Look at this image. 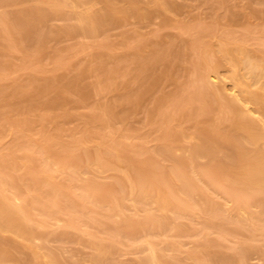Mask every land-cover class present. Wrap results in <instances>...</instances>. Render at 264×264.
I'll return each instance as SVG.
<instances>
[{
  "label": "bare ground",
  "instance_id": "obj_1",
  "mask_svg": "<svg viewBox=\"0 0 264 264\" xmlns=\"http://www.w3.org/2000/svg\"><path fill=\"white\" fill-rule=\"evenodd\" d=\"M24 1L29 2V0ZM36 2L41 5H34L33 1V5L26 6L23 9L21 7L18 15L13 20L9 19L8 13L10 12L6 11V13L4 8L3 12L0 10V22L9 25L10 34L8 35H10L11 40L8 44H11V41L14 43L11 48L14 47L13 45H15L14 48H17V44L23 39L26 40L30 36L29 34H32L31 31L40 26L43 16L55 17L56 15L63 17L65 15L67 19L73 17L76 21L73 19L72 24L69 22L67 27H63L65 31H80V34H84L85 37L91 36L89 38L91 39L92 36H98L107 24H114L118 21L120 23L121 18L123 20L128 18L129 20V17H134V15L135 17L137 15L138 18L139 15L148 16L153 11V7H155V11L162 12L160 16H163V12H165L166 20L169 18L171 21L166 22L173 23L176 14L173 16L172 21V17L166 13H174V10L180 9V5L175 3L174 0H38ZM99 3L101 5L98 6ZM30 4H32V1ZM45 17L44 20L47 19ZM141 18L146 19L140 17V20ZM221 18L220 16L217 20H221ZM181 21L177 18V23L174 22L175 25H169H174V27L178 25L179 27V24H181V28L179 27L181 33H185L184 31L190 33L192 39H187L186 44L189 42L187 46L193 52V59L191 60L188 55V61H186L188 63L192 61V63L186 66L189 69V72L187 69L188 74L182 75L186 81L182 80V77H178L180 80L176 78L174 68L167 66V68H172L170 74L173 71L171 76L168 73L170 78L175 76L174 78L179 82L181 80L184 82H180V84L177 81L175 83L176 80L174 82V79L170 80L169 76L164 74L170 81L174 82V85L179 84L180 88L176 89L178 92L174 91L175 94L177 93L176 97L173 92L174 98L169 99L170 102L166 100L168 105L164 102L167 108L164 107V110L159 113L158 119L155 120L158 122L157 130H154L155 134L158 132L157 136L153 137L154 133L146 135L141 133L142 136L141 134L140 136L138 134L134 136L135 134H131L130 123L129 125L116 127L114 121L118 116L113 111H116L115 109L119 103L116 102L117 104L114 105L115 101L108 99L111 104L108 103V100V102L103 100L104 103H102L103 101L96 102L99 104L93 105L95 109L97 107L96 113L93 112V108V113L91 112L93 116L91 118L86 116L88 118L87 123L84 121L82 124L86 123L85 127L82 128L79 125L82 128L79 129L78 124L75 125L78 129H73L75 131L72 130V134L70 132H67L69 135L62 134L60 132L62 130L61 125V129L57 134H53L56 132L53 131L52 133L51 128L46 129V127L38 132L36 129H31L35 131L27 132V135H29V137L26 136V139L29 138V141L25 140L27 143L23 141L22 144H18L19 142L17 143L16 139L17 145L15 147L12 145L5 146L6 143L4 147L2 146L0 151V264H82L81 261L75 263L73 260L65 259L66 257L64 256V258L63 255L66 251H60L62 246H60V249L58 246L53 248L48 242L53 236L63 240L64 238L70 240V236H73L74 239L80 236L77 240L82 243L80 238L83 239L82 236L85 237L86 234L90 238L85 237L84 241L86 243L84 244L94 246L93 250L96 249L95 254L93 251L94 261L98 262L110 256V258L116 257L115 253L118 252L116 246L119 243H126L125 240L123 242L122 237L124 236L122 235H125L126 239L130 238L134 241L132 243L129 240L131 245L135 244L137 248H141L143 253L146 252L141 255V260L138 261H144L143 264L145 262L149 264H249V258L253 252H259L262 255L261 252H264L263 244L256 242L259 237L256 235L258 233L264 234V49L251 47L250 40L252 39H250L249 34H246L251 30L253 31V29H249L251 27L246 28L248 29V32L245 31L246 33L240 31L237 34L235 31V34L231 30L220 32L217 26L210 22L208 23L215 27L203 24L204 22L202 23L200 20L202 24L198 21L195 24L189 22L184 24L185 22ZM188 23L191 25H188ZM259 25L258 30L264 33L261 23ZM110 27L112 26L110 25ZM4 28L0 29V33ZM16 28L17 31H15ZM57 29L55 28L56 31H58ZM18 30L22 32V40L17 37L18 34L16 35ZM4 31L6 33L8 30L5 29ZM158 32L157 30L156 33ZM239 33H242V36ZM156 35L160 36V34ZM168 35L170 37L169 33ZM81 36L83 37V35ZM159 36L157 37L159 38ZM123 37H125L124 34ZM158 38L154 40L157 42ZM89 39H87L88 45L84 44V46H92L96 42L94 37L90 42ZM142 39L144 40V38ZM136 40L138 41L139 38L137 37ZM135 41L133 44L136 43ZM139 41L135 44L137 48L142 46ZM101 42L103 46L107 45V43L106 45L103 44V40ZM258 43L263 46L264 39L261 38ZM147 44L151 49L153 43ZM147 44L144 41L143 46L146 48ZM78 45L80 46L82 43ZM131 45L132 40L127 45L132 51ZM94 46L96 45L94 44ZM3 47L7 48L4 45ZM74 47L76 48V46ZM75 48L74 51L77 49ZM169 48L163 50L167 53L166 50L169 49L170 56H176L177 54L175 55L171 51H176L177 48ZM41 49L43 50V48ZM185 49L187 53L188 48ZM7 50L13 49L7 48ZM78 50H76L77 53ZM129 51L126 52L127 56L129 59H133L132 55V58H130V54H133V52L129 54ZM159 51L161 50H158V53H156L157 51L155 53L150 51L151 56L154 54L156 59L149 56V60H153L151 61L152 64L158 60L156 57L160 54V58L163 56L164 52ZM140 52L138 51V53ZM39 53L37 52V54ZM126 53H124L125 58L127 57ZM175 53H178V50ZM97 55L96 57H99V53ZM142 55L140 54V58H138L139 54L136 57L144 62L143 57L147 55ZM178 55L177 59L181 57ZM92 56L89 61L95 60ZM118 56L120 57V55ZM118 56L116 55V57ZM167 56H169V53L163 56V59H166ZM173 57H170L172 58L171 61L175 60ZM138 61L140 62V60ZM149 64L150 62L147 60L146 65L149 66ZM91 65L90 69L94 68L93 64ZM139 65H137L138 68ZM146 65L143 67L144 70L150 67ZM0 67L6 68L8 66L0 64ZM145 67L147 68L145 69ZM131 68L136 70L134 66H131ZM161 70L160 73L157 72L160 75L163 71ZM106 71L108 77H114L113 73V77L108 74V69ZM127 72L123 74L126 75ZM184 72L186 71L184 70ZM102 73L104 75V69ZM116 74V77H118L117 71ZM154 75H151L150 78H153ZM156 76L149 79L152 84L155 83L157 86L163 82L160 80H164V78L160 76L157 79ZM165 79L167 81V78ZM106 83L102 82L100 87L103 85L106 88ZM51 85V88L57 86ZM35 86L37 87V85ZM110 87V90L112 87L113 89L116 88L115 84ZM150 88L152 87L148 86L146 88L147 92ZM99 89L96 88L97 93ZM106 89L104 91H108ZM145 92V90H138L136 94L133 92L134 95H128V99L141 107V100L144 98ZM166 92L168 91L166 90ZM79 93L83 94V92ZM129 93L131 94V92ZM62 98L59 99L62 100ZM58 100L55 101L54 99L52 102L47 100L50 102L47 104H50V108L52 107L50 112H53L55 107L60 109V100L59 102ZM54 101L59 105L51 106V104L54 105ZM122 101H125V99ZM158 103L154 104L156 105L155 108L159 107ZM45 104L44 102L43 105ZM32 108L30 109L32 110ZM65 108H67L66 105L60 112L63 113L62 110ZM153 108L150 107V109ZM30 109L25 108L28 113L27 117L30 116V112H28ZM132 109L135 110V107ZM25 110L20 113H25ZM45 111L48 112V110ZM0 112L4 116L5 111ZM68 114L70 113L68 112ZM10 115L7 112L6 121L9 120L8 118L13 119ZM51 116L53 119V115ZM27 117L25 119L27 121L29 119V122H31L32 117ZM1 118L0 116V120ZM122 118L126 122L129 121L128 116L124 115ZM15 119L17 118L15 117ZM15 119L13 120L15 121ZM21 119L13 127L23 129L28 126L27 128H30L32 122L24 125L26 120L23 121L25 122L23 124ZM4 120L2 118V121ZM190 120L193 121V127H190L192 130L188 131L187 125ZM42 121L47 124L46 121H51L50 115H43ZM42 121L40 120V122ZM155 121L152 122L154 125H156ZM92 124H97L96 129V126H94L95 131L97 129L98 131L101 130L100 127H102L100 133L96 131V135L91 134L90 127ZM40 125L42 127V124ZM154 125L152 127H156ZM57 126H54L53 130L58 129ZM129 130L131 131L129 132ZM16 136L15 138H20L18 141H22L21 138L25 137L24 134ZM15 138L13 136V139ZM151 138L160 141L152 144L150 142ZM19 150L22 151L20 153H24L19 154ZM18 157L22 158V161ZM167 159L171 161L169 165ZM110 170H113L112 175H108L110 178L106 179L104 177L106 180H102L99 177L98 173ZM83 174H86L85 177ZM76 178H82L83 180L74 181ZM74 182L79 183L80 186ZM76 185L79 186V189ZM24 187H26V190ZM63 210L67 211L68 216L65 220V216L62 217L65 223L60 226L65 227L66 225L68 228L80 229L84 231V234H77L74 237L75 233L72 234L73 231L71 232L68 229V232L71 233L69 235L70 233L65 230L66 227L64 229L66 232L61 231L60 233H57L58 230L56 229L51 228L50 231L45 229L46 227L49 228L50 225H55L56 222L52 223V221L58 218L60 211ZM181 217L190 218L189 220L196 224L197 227H193L194 230L189 224V227H187L192 229L193 234L198 232L210 234L218 231V235L225 238L228 233L232 232L231 225L234 222H236L234 223L236 224L235 227L244 226L254 234L238 241L239 255L237 256L216 250L214 245L218 243L211 237H205L203 242L201 241V243L189 247L185 255L180 256L175 250L182 246L183 242L173 236L180 235L185 230L186 222L183 223ZM231 221L233 223L230 225ZM91 224L93 226L101 225V229L103 228L101 234L98 232L100 228L95 227L94 229ZM103 224L107 225L108 228H104L106 226H103ZM234 230L236 229L233 226ZM61 233L63 235H59ZM102 233L106 235L103 234L104 236H102ZM165 234L172 237H164ZM157 236L159 238L156 239ZM246 242L247 245H244ZM63 249L65 250L64 246ZM113 253L114 256H112ZM113 259L112 263L117 258ZM115 263L117 264V261Z\"/></svg>",
  "mask_w": 264,
  "mask_h": 264
},
{
  "label": "rangeland",
  "instance_id": "obj_2",
  "mask_svg": "<svg viewBox=\"0 0 264 264\" xmlns=\"http://www.w3.org/2000/svg\"><path fill=\"white\" fill-rule=\"evenodd\" d=\"M6 1H7V3H6ZM14 1H16V3H14ZM31 1H32V4H30ZM33 1H34V5H38V4L41 5L40 3L37 4L36 1H38V0H29V2L28 1L23 2V0H21V1L20 0L19 1H17V0H0V5H1L0 10L2 12L4 10H5V12L6 11L10 12L11 14L8 13L9 17H10L9 19L13 20L14 17H16V15H18L19 11L21 10V7L23 9L26 6L33 5ZM120 1H122V0H120ZM174 1H175V3L180 5V9H178L179 6L177 4H175L176 6H178L177 7L178 12L176 10H174V13L173 12L166 13L168 16L170 15L172 17V19H171L172 21L174 18L173 16L176 14L175 15L176 19H174L175 21H173V23L166 22V21H170V19L166 15V17L168 18V20H166V18L164 16L165 12H163L164 17L162 15L160 16V13L162 14V12H159L157 10L155 11V7H153V9H152L153 11L151 10L152 12L148 16H140L139 15V18H138L137 15H136V17L134 15V17L132 16L133 18L129 17L130 19L132 18L131 20L130 19L128 20V18L123 20L121 18L120 23L118 21L117 23H114L115 25L114 24H107L104 28H102V30L98 36H96V37L92 36L91 39H89L91 36H89V37L87 36L88 37L87 38V37H85L84 34H80V31H72V32L71 31L70 32L65 31L64 28L69 25V22L73 21V19H74V21H76L75 18H73V17H68L69 19H67L66 18L67 16H65V15H63V17L62 16H56V15H55V17H53V16L50 17V15H49V17L46 16L47 17V19H46V17L43 16V21L45 23L42 21L40 23L41 27L38 26L36 28V30L34 29L33 31H31L32 34H29L31 37L29 36L30 38L28 37L26 39L27 41L24 39L23 40L21 39L22 38V32H20L18 30L16 35L18 34L17 37L19 39H21L22 41L16 45L17 48H14L15 45H13L14 47L11 48L12 44H14L12 41H11V44H8V43H10V40H11L9 38L10 35H8V34H10L9 29H8L9 25H5L4 23L0 22V29L5 27L4 30L5 29L8 30L6 33L4 30H1L2 32L0 33V37H1L0 48H2V49H0V53H1L0 64L2 66H8L6 68L0 67V111H2V113L5 111V113H3L5 117L1 115V112H0V116L3 118V120L5 118L7 119V112H8V115L11 114L10 116L13 117V119H15V117L17 118V119H15V121L12 119L14 122L12 120H10L11 118H8L9 122L6 121V119L4 121H2V118H1V120H0V131H1L0 132V151H1L2 146L4 147L5 143H6L5 146H8V145L11 146L12 145L14 147L17 145L18 142H19L18 144H20V143L22 144L23 141L25 143L26 142L25 140L29 139V138L26 139L27 138L26 136L29 137V135H27L28 134L27 132H34L35 130L32 131L33 129H36V131L38 132L42 129H45V127H46V129L51 128L50 131L52 133L54 131L56 133H53V134H57V133H59L60 129L62 128V130L60 132L62 134H65V135L66 134L69 135V133H67V132L71 133V131L73 129H75V130L78 129V127L75 126L77 124H78L77 126L81 125V127L84 128L86 123H87L86 120H88V118H86V116L89 118H91L93 116V114H91L92 109L94 108L93 105H96L97 103H100L103 100H105L106 102L109 101L108 103H110L113 100V102L115 101L114 105L119 103V104H117V107L115 109L116 111H113L118 116L116 118V120L114 121V124L116 127L125 126L127 124L129 125V123H130L129 127L131 128L132 131L129 130V132L131 131L132 135L135 134L134 136H136V134H138L140 136L141 133L144 135L153 134L154 130L155 129L157 130V126H158V122L155 120L158 119L159 113L162 110H164V107L167 108L168 104H167L166 100L170 102L169 99H173L175 92H178V90H176V89H178V87L180 88V86H178L179 84L174 85L175 80H176L175 83H177V81H178V83H180V82L183 83L184 81H186L185 78L183 77L184 75H187L189 72V69H188V67L186 68V66L192 63V61H189L190 63L187 62L188 61L187 60L188 55H189V57H191L190 58L191 60L193 59L192 58L193 52L191 49L189 50V47L187 46V44H189V42L186 44L187 39H190V40L192 39L191 35H190V33L188 34L186 31H184L185 33H181V30L179 29L181 24H179V27H178V25H176V27H174V25L177 23L176 22L177 18H178V20L181 19L182 20L181 22H183V23L185 22L184 24H186L187 22L195 24V23H197V21H198V23H201L200 21H202V23L204 22L203 24H206V25H211L208 22L214 23V25L217 26V28L220 30V32H222V30H231L232 33H235V31L237 34L240 31H242L243 33H246V32H248V29H246V28L251 27L249 29H253V31L251 30V31H249V33H246L247 35L249 34L250 39H252V40H250L251 47L264 49V47H263L264 45L261 46V44L258 43V41H260L261 38L264 39V35H263L264 33L258 30V28L260 27V25H259L260 23L262 25L261 28L262 29L264 28L263 27L264 26L263 25V23H264V0H174ZM3 3H4V5H3ZM8 3H10V4H8ZM99 5H101V3H99L98 6ZM3 8H4V10H3ZM220 16L222 17L221 20H217V18L219 19ZM44 17L46 20H44ZM140 17H145L146 19L141 18V20H140ZM233 17H235V18H233ZM195 18L198 20L193 21V20H196ZM133 19H134V21L136 19L137 20L134 22ZM174 22H176V23H174ZM183 23H182V25H183ZM189 23H188V25H191ZM41 24H44V25H41ZM70 24H72V22ZM169 24H174V25L172 26ZM257 24L259 26H256ZM3 25H5V26H3ZM110 25L112 27H110ZM214 25H211V26L215 27ZM55 28L56 29L58 28L57 29L58 31H56ZM53 29H54V31H53ZM156 29L160 33L159 32L156 33L157 32ZM214 29H216V28H214ZM155 30H156V32H154ZM257 30L259 31V33ZM15 31H17V28ZM60 31H62V33H60ZM103 31H104V33H102ZM63 32H66V33H63ZM67 32H68V34H67ZM155 33L160 34V36L156 35ZM165 33H167L166 35L168 38L165 37L166 36V35H164ZM168 33L170 34V37H169ZM123 34L125 37H123ZM246 34H244V35H246ZM81 35H83V37ZM239 35L242 36V33L241 34L239 33ZM139 36L144 38V40L142 38H140ZM157 36H159V38ZM45 37H46V39H45ZM93 37L96 39L97 44H96V42H94L92 44V46H90V45L87 46L88 45L87 39H89V42H90L91 40H93ZM137 37L140 40V41L139 40L138 41L141 42L140 44L142 45L141 47H138V48L135 46V44H137V42H138L136 40ZM103 38H105L106 40ZM157 38H158V40L156 42L154 39H157ZM95 39H94V41H95ZM1 40H4V41H1ZM99 40H101V41L103 40V44L105 43V45H106V43H107V45L103 46L102 42L101 41L99 42ZM131 40H132L131 48L134 49V50L132 49V51H131L130 47L127 46L128 42H130ZM7 41H9V42H7ZM83 41H85L87 43H85ZM134 41L136 42L135 44H133ZM144 41H145V44H147V43L152 44L153 43V45H151L152 46L151 49L149 48V44L146 45L147 46L146 48H145V46H143ZM1 42H4V43H1ZM78 42L82 43V45H80L81 47L78 45L79 44ZM21 43H24V44H21ZM98 43H101V44H98ZM84 44H87V45L84 46ZM94 44L96 46H94ZM1 45H2V47H1ZM3 45L5 47H7L9 49H13V50L8 51L7 48L3 47ZM20 45H22V46H20ZM97 45H99V46H97ZM74 46H76V48L79 49L78 53L76 51L77 49ZM39 47H40V49H38ZM135 47H136V49H135ZM169 47L177 48L178 53H175V52H177V50L171 51V52H173L175 55L179 54L178 56H181V57L177 59V55L174 57L170 56V51H169L170 48ZM186 47L188 48L187 53H186V49H185ZM41 48H43V50ZM74 48L76 49L75 51H74ZM80 48H81V50H80ZM166 48H169L166 50L167 53L164 51ZM129 49H130V51H129ZM158 50H161L165 53V54L163 53V56L168 55V53H169V56H167L166 59H163V56H162L161 57L162 59H161L160 58L161 54L159 53L160 54L159 56H158V54H156L159 58L156 57L158 60L156 62L154 61L155 63L152 64L151 61H153V60L151 59V61H150L149 56H151L152 51H154V53L157 51L156 53H158ZM170 50H173V49H170ZM127 51H129V54H130V52H133V54H130V58L133 57V59H129V57L127 56V53H126ZM138 51L139 52L141 51V52L138 53ZM161 51H159V52H161ZM180 51H183V52H180ZM188 51H189V53H188ZM37 52L38 53L41 52V53L37 54ZM98 53H99V57H96V55ZM101 53H102V55H101ZM124 53H126V56L128 57V59H127V57L126 58L124 57ZM181 53H183V54L185 53V55H183ZM94 54H96V55L94 56ZM112 54H114V55L116 54L117 56L120 55V57L119 56L116 57V55L114 56ZM134 54H137V55L139 54V57L137 55H134ZM140 54L141 55L143 54L142 56L147 55V56L143 57V60L145 59L144 62H141V59H138V58H140ZM91 55H93L92 57L95 58V60L97 62L94 59H93L94 61L91 60L92 62L89 61V59L91 58ZM103 55H105V56L102 57ZM131 55H132V57H131ZM152 56L151 57L155 59V57H154L155 55L153 54ZM135 57L138 60H140L141 63ZM168 57H169V59H168ZM170 57L175 58V60L171 61L172 58H170ZM104 58H106V59L104 60ZM2 59H4V60H2ZM131 60H133V61H131ZM147 60L150 62V64H149L150 67L148 65H146ZM3 61H5V62H3ZM7 61H8V63H6ZM102 63H104L105 65H103ZM91 64H93V67H94L92 69H90V67H92ZM130 64H133L131 66L136 67L137 71L134 68H131ZM138 64H140L139 68L137 66ZM147 64H148V62H147ZM166 64H168V65H166ZM102 65H103V67H102ZM145 65L147 67H149L150 69L149 68L146 69L147 67H145L146 70H144L143 67ZM175 65H176V67H175ZM113 66H115V67H113ZM151 66H153V67H151ZM167 66L174 68L173 71H175L174 75L177 76L176 78L182 77V80H184V81L181 80L179 82L180 78H178L179 80H177L174 78L175 76L170 78V76L173 75V71H171L172 74H170V69L172 70V68H169V67L167 68ZM88 67L90 70L87 69ZM106 68L109 70L108 74H110V76H112V73H113V76L117 79H115L113 76H112L113 78L108 77V75L106 73L107 72ZM103 69H104V75L102 73ZM164 69H166V70H164ZM187 69H188V72H187ZM127 70H129L128 71L129 73L127 72ZM160 70L162 71V73H161L162 75L158 74V73H160ZM184 70L187 73L184 72ZM116 71L119 74L118 77H116V75H117ZM164 71H166L167 73L166 72L164 73ZM124 72H127L128 74L126 73V75H124L123 74ZM155 72L156 73L158 72V73L156 74ZM168 73L170 74V76L168 75ZM154 74L157 75L156 76V77H158L157 79H159L160 76H162L164 78V80H160L163 82H161V84L159 83L157 86L155 85V83L152 84L150 81V79L154 78V76H155ZM164 74L165 75L167 74L169 76L170 80L174 79V82L170 81L168 79V77H166ZM134 75H135V77H134ZM151 75H154L153 78L152 77L150 78ZM105 76H107V77H105ZM132 76H133V78H132ZM101 77H102V79H101ZM105 78H107L109 81ZM118 78H119V80H121L122 83L119 82ZM165 78H167V81H165L166 80ZM122 80H124V81H122ZM102 82L103 83L107 82L106 88L108 87V89L104 88L103 85H101V87H100V84ZM165 82H167V83H165ZM93 83H94V85H93ZM157 83H158V81H157ZM40 84H43V85H40ZM46 84H47V86H46ZM50 84H52L51 86H54V85H57V86H54L51 88ZM114 84H115L116 88L113 89L112 86ZM116 84H118L119 86ZM35 85H37V87ZM145 85H147V87H145ZM109 86L112 87L111 90L109 89ZM148 86L152 87L153 90H152V88H150V90L148 89V92H147L146 88H148ZM77 87L79 88V91H78ZM174 87H176L175 90H174ZM83 88H84V91H83ZM96 88H97V90L100 88L98 93H97ZM142 88H144V89H142ZM105 89L108 91H104ZM136 89L146 91L144 96H143L146 99L142 98L141 101L143 104L140 102L142 105L141 107H140V105L139 106L135 105L133 103V101H130L128 99V95H134V93L136 94V92L138 91ZM165 89L168 92H166ZM70 90H72V91H70ZM164 91H165V95H164ZM79 92H83V94H80ZM129 92H131V94ZM160 92H162V93H160ZM173 92H174V94H173ZM82 95H84V96H82ZM146 95H147V97H146ZM176 95H177V93L175 94V97H176ZM60 97L61 98L63 97L62 98V100H64L63 102L61 99H59ZM64 97H65V99H64ZM156 97H158V98H156ZM56 98H58L60 100V105L55 102L58 100V99L56 100ZM54 99H55L54 102L56 104L55 103H54V105L51 104V106L54 107L55 105L58 104L60 106V109H57L55 107V108H53V112L54 111L55 112L53 113L51 111L52 112L51 113L50 109L52 107L50 108V104L49 105L47 104V103H50L47 100L52 102V100H54ZM108 99H110L111 101ZM117 99H118V101H117ZM124 99H125V101H122ZM59 100H58V102H59ZM44 102L46 103L45 105H43ZM61 102H62V104H61ZM154 102L156 104L158 102L162 103V104L158 103L159 107L155 108L156 105H154L155 104ZM102 103H104V101ZM65 105L67 106L68 109L65 108L67 111L65 109L62 110V112L64 113V115H63V113H61L60 110L63 109L65 107ZM97 105H99V104H97ZM31 107H33L32 110L30 109ZM133 107H135L136 111L134 109H132ZM148 107H149V109H150V107H154V108L149 110ZM25 108L31 110V111L28 110V112H30L29 115L32 117V121L30 119V121L32 123L29 122V119H28V121L25 119L27 117V114H28L26 112ZM45 108H49V109H45ZM156 109H157V111H155ZM24 110H25V113L24 112L20 113L21 111H24ZM43 110H44V112H43ZM45 110H48V112ZM95 110H97V107H96V109L95 108L93 109V112H95ZM68 112L70 114H68ZM146 112H148V113H146ZM95 113H94V115H95ZM42 114L47 115V116L50 115L51 121H48V122L46 121L47 124H45V122L42 121V118H43ZM54 114H56V115H54ZM88 114H90V115H88ZM123 114L125 116H128V118H129V121H127L128 123L123 120V118H122L124 116ZM51 115H53V119L51 118L52 117ZM21 116H26V117H21ZM39 116L41 117V119ZM29 117H27V118H29ZM56 118H58L57 122H56ZM20 119L22 120L21 122L23 124L25 123L23 121L26 120V123L24 125H26L27 123L28 124L31 123L30 128H27L28 126H25V128H23V129H18V127L17 128L13 127V126H15L16 122H20ZM39 119L42 122H40ZM120 120H123V121H120ZM84 121H86V123L84 125H82L84 123ZM153 121L156 122L155 123L156 125H154V123H152ZM5 122H7V123L4 124ZM40 124H42V127H40L41 126ZM51 124H53L54 126H57V124H58V126H57L58 129L53 130L54 126ZM185 124L187 125V123H185ZM60 125H61V128H60ZM153 125L156 127H152ZM192 125H193V121L190 120L188 122V125H187L188 131L192 130V128H190V127H193ZM51 126H53V127H51ZM94 126H96L95 127V129H96L97 124L91 125L90 130L92 132H94V133L91 132V134H95L96 131L99 132L102 130V127H100L101 130L98 131V129H97L95 131ZM39 127H40V129H39ZM82 128H80V126H79V129H82ZM16 129H17V131H16ZM147 129L148 130L152 129V130L146 131ZM75 130H73V132ZM21 131H22V133H20ZM64 131H65V133H64ZM143 132H145V133H143ZM1 133H2V135H1ZM20 134L21 135L24 134V136H25L24 137L25 139L21 138L22 141H18V139L20 140V138H15L16 135H17L16 137H18V136H20ZM142 134H141V136H142ZM12 135L14 136L15 139H13ZM157 135H158V132H157V134L154 133L153 137H155ZM21 137H23V136H21ZM12 140H14V141H12ZM15 140L17 141V143ZM158 141H160V140L155 139V138L154 139L151 138L150 142L152 144H154L155 142H158ZM11 142H12V144H11ZM20 152H22V151L19 150V154L24 153V152L23 153H20ZM178 152H179V150H178ZM19 157H20V155H19ZM19 157H18V159L20 161H22V158H19ZM202 160H204V159H202ZM163 161H164V159H163ZM169 161L170 160L167 159L168 165L171 163V161L170 162ZM204 161H206V160H204ZM111 173H113V170L112 171L110 170V171H107L104 173L101 172L98 174L100 175L99 177L102 180H106V179L110 178L109 176L112 175ZM85 175H84V177H85ZM101 176H103V177H101ZM80 179H82V178H76L74 181L77 180V182H78V180H80ZM82 180H81V182H83ZM77 182H74V183L79 185V183H77ZM79 186L76 185V187H78V189H79ZM24 189L26 190V187H24ZM198 198H200V197L198 196ZM19 200H21V199H19ZM63 211H60L59 217L55 218V220L52 221V223L56 222V223H54L55 225L57 224L56 226L53 225L55 228L50 225V226H48L49 228L46 227L45 229L48 231H50L52 229H56V230H58L57 233H60L61 231H63V232L67 231V233H70V232H68V229H69V230H71V232L73 231L72 234L75 233L74 237L77 234H79V235H82V233L84 234V231H82L80 229L78 230V229L71 228V227L68 228V227H66V225H65V227H66V229H65L64 226H60L63 223H65V221H63L62 217L65 216L64 217V220H65V218L68 216V214L66 213L67 211H64V212ZM61 212H63V213H61ZM181 219H182L183 223L186 222L185 223L186 224L185 230H183V233L184 232L185 233L184 234L181 233L180 235H174L173 236V237L180 239L183 242V245L179 246L175 250V252H177V254L180 256H184L186 253V250L189 247L196 245V243L197 244L201 243V241L203 242V239L205 237H211V239H214L217 241L216 243H218V244L214 243L215 244L214 248H216V250L218 249V251L221 250V252L224 251L225 253L228 252L227 254H233V255L237 256V255H239V248L237 246L238 241H242L244 238L254 234V232H252L250 229L247 230L248 228L246 229V228H244V226L240 227L237 225L239 228L235 227L236 224H234V223H236V222L233 223L232 221L230 223V225L233 223V225H231L232 226V229H231L232 232L228 233L227 234L228 236H226L225 238L224 237L222 238V236L218 235V231L212 232L210 234H205L204 232H198L196 234H193L192 229L187 228V227L190 226L193 228L196 226V224H194L191 220H189L190 218L181 217ZM52 220H53V218H52ZM91 223L94 224L93 221H91ZM188 224H189V226H188ZM91 226L94 227V229H95V227L97 229L99 227L100 229L98 232H100L99 234H101V230H103V228L101 229V225L93 226L91 224ZM103 226H106L104 228H108L107 225L103 224ZM233 226H234V229H236V230L238 229L239 231L238 230L233 231ZM186 229H188V230H186ZM193 230H194V228H193ZM62 233L59 235H63ZM64 234H66V233H64ZM103 234L106 235L105 233H102V236H104ZM69 235H71V233ZM87 236L89 237L88 234H86L85 237H87ZM122 236H124V237H122L123 242L125 240L126 243L120 244L119 242H117V243H119V245L116 246L118 249V252L115 253L117 249L114 252L116 257L110 258L111 257L110 256V257L106 258L107 261H105L106 259L102 260V261L100 260L102 263L98 262V261H94L95 260L94 254L96 252L95 251L96 249L93 250L94 246L90 245L88 242L87 243L89 245L84 244V243H86L84 241V238H85L84 235L82 236L83 239L80 238L82 243L78 242L79 240H77V239H79L80 236L78 238H75L76 240L73 238V236H70L69 239L71 238L72 240L71 239L67 240L66 238H64L65 241L62 238H60L61 236L59 237L61 240L58 239L57 236H53L52 239L51 238L49 239L48 243L53 248L58 246L60 249V246H62V249H60V251H64V252L66 251L65 255H63V257L65 256L66 257V258L64 257L65 259L73 260V262H75V263L78 261H81L82 264H116L115 262L117 261V264H140V263L143 264L144 261L143 262H141V261L138 262V261L141 260V258H140L141 255H144L146 252L144 251L145 253H143L141 248L139 247L140 248V250H139V248H137L136 247L137 245L135 246V244L131 245L130 241H132V243H134V241L132 239H130V238L126 239L125 235H122ZM163 236L164 237H172L171 235L168 236L166 234ZM256 236L257 237L259 236L257 238L256 242L263 244V250H264V234L258 233ZM117 237H119V236H117ZM157 238H159V237L157 236L156 239ZM39 240L41 241V239H39ZM244 245H247V242ZM63 246L65 247V250L63 249ZM93 251H94V254H93ZM64 252H62V253L64 254ZM173 252H174V250H173ZM114 253H113V255L112 254L111 255L114 256ZM261 253H262V255L259 254V252H257V253L253 252L251 257L249 258V264H264V252H261ZM113 258H117V259H115L116 261H113L114 263L111 262L112 260H114ZM109 259H110V261H109ZM3 264H12V263H3ZM145 264H149V263L145 262Z\"/></svg>",
  "mask_w": 264,
  "mask_h": 264
}]
</instances>
